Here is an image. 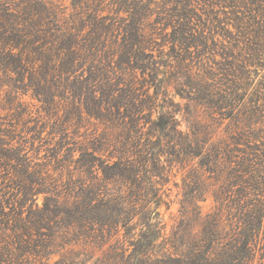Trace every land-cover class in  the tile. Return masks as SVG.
Masks as SVG:
<instances>
[{
    "label": "rangeland",
    "instance_id": "rangeland-1",
    "mask_svg": "<svg viewBox=\"0 0 264 264\" xmlns=\"http://www.w3.org/2000/svg\"><path fill=\"white\" fill-rule=\"evenodd\" d=\"M44 1L54 7L64 27L73 22L75 26L72 27L82 31L83 37L76 41L77 50L85 53L88 65L84 71L71 72L65 77L41 71L42 67L34 76L36 80H25L27 87L16 85L14 80L0 75L2 136L6 140L11 137L6 132L10 123L24 128L22 137L14 136L11 140L13 146L23 149L21 158L10 162L15 169L8 164L0 171L3 177L15 176L21 181L12 189L6 185L7 194L5 203L1 205L0 218L5 220L3 212L5 215L12 212L10 204L13 201V205L16 202L15 207L20 209V215L34 227L38 228L42 222L50 220V226H44L46 229H42L41 235L29 236L26 245L31 250H27V264H177L169 259L177 257L183 260L180 264H186L184 252H190L189 246L200 237L203 219L209 214H222L225 219L228 207H233V204L216 202L213 198L215 182L212 178L219 176L225 181L227 170L222 169L224 174L203 173L201 159L184 154V143L193 140L192 133L201 132L204 126L212 127L211 142H227L231 140V127L235 123L238 125L237 120L241 122L239 126L249 124L246 123L249 114L245 110L238 111L241 115L238 118L230 119L228 111L212 113L210 106L196 105L184 92L185 65L189 56L171 42L178 30L174 33L170 26L164 30L161 19L172 21L175 17L184 19L190 15L196 19L197 26L203 28L197 19L203 11L201 0L142 2L146 5L147 1L150 2V12L147 13L151 16L143 29L147 33L156 30L153 34V54L163 66L158 67L154 76L131 71L134 84L132 96L139 102L137 108L142 109L132 132L131 128H127L134 123L130 116L132 109L124 113L121 109V115H116L114 121H107L106 113H101L103 118L99 115L100 109L105 108L110 100L113 88L109 85L116 80L120 64L119 59L105 58L109 49L104 50L92 42L104 35L107 45L120 44L121 37L118 38V34L112 31L103 34V30L96 26L97 31L92 30L97 34L90 36L91 26L85 24L86 15L89 17L88 13L97 9L101 10L98 12L101 16L113 14L110 12L114 7L111 4L113 0ZM117 3H120L119 0ZM189 3L195 8L189 10ZM117 5L121 7V3ZM126 15L123 12L114 16ZM228 28L232 30L230 26ZM223 35H219L218 39L223 40ZM84 39L91 42H84ZM181 40L184 41V38ZM232 45L231 49L235 44ZM200 50L204 51L203 48ZM160 52L164 53L162 58ZM70 53L55 64L59 70L69 69L65 62L75 59H70ZM223 57L222 52L215 60L210 57L209 65L222 68L217 62ZM234 57L240 59L236 55ZM44 62H47L46 59ZM91 66L94 70L90 72ZM197 69L200 70L198 64L193 71L197 72ZM237 70L242 75L243 70ZM247 70L251 74L246 76L256 84L264 74V63ZM81 75L83 79L79 80ZM100 81L103 83L99 85L98 92L95 89L88 91ZM68 85L86 89L74 94L68 90ZM117 100L118 103L122 101L121 98ZM88 106H94V115L88 112ZM258 119L260 122L254 123L255 128L264 127V112L260 111ZM101 145L105 151L94 154L109 163L115 161L124 148L128 150L126 153L133 155L138 163L135 187L130 188L122 181L106 180L100 168L89 171L85 167L86 156L82 150L91 152ZM220 161L218 166L228 159ZM94 165L99 167V161H95ZM95 193H99L97 197H94ZM76 207H79V214ZM78 217L82 219V224L81 220L78 223ZM92 221H95L93 225L90 223L88 226V223L83 229L84 223ZM233 223L224 220L223 230L229 234ZM3 233L8 235L10 231ZM252 248L255 252L252 264H264V220Z\"/></svg>",
    "mask_w": 264,
    "mask_h": 264
},
{
    "label": "trees",
    "instance_id": "trees-1",
    "mask_svg": "<svg viewBox=\"0 0 264 264\" xmlns=\"http://www.w3.org/2000/svg\"><path fill=\"white\" fill-rule=\"evenodd\" d=\"M136 1L128 0L124 3L125 0H119L121 7H118L117 4L120 3L113 0L111 4L114 7L110 11L113 14L101 16L98 14L101 10L97 9V13L94 11L88 13L90 16L86 15L88 19L85 21V24L91 26L90 36L97 34L96 31L100 28L103 34L112 31L118 34V38L121 37L120 44L115 42L113 45H107L104 35L93 39L92 42L93 45L98 44V47H103L104 50L109 49L105 58L119 59L118 64H120L119 72L117 71L115 75L116 80L109 85L113 88L109 96L110 100L105 108L100 109L99 115L103 118L104 115L101 113H106L105 119L114 121L116 115H121V109L122 113L128 112L129 108L132 109L130 116L134 123L131 127L127 126L131 128V132L142 110L137 108L139 102L132 96L134 84L131 71H140L143 76L147 72L154 76L158 72V67L163 66L155 60L157 56L153 54L155 49L153 34L156 30L147 33L143 29L146 20L151 16L147 13L150 12V2L147 1L146 5L142 3L144 0ZM199 2L203 6V11L202 14L197 15V19L203 28L201 26L199 28L196 19L190 15L185 16L184 19L175 17L172 21L163 18L165 14L160 17L163 18L161 20L164 30H167L168 26L172 27L174 33L178 30L174 34L175 39L171 42L174 47L177 45L181 52L186 51L189 56L185 65L184 92L196 105L210 106L212 113L223 114V111H228L227 117L230 119L238 118L241 116L238 111L245 110L249 114L246 122L249 124L239 126L241 122L237 120L238 125L235 123L231 127L229 134L231 140L227 142H211L212 127L204 126L201 132L192 133L193 140L184 143V150L186 153L190 152L189 155L184 154L187 157L200 158L202 162L200 169L205 171L203 173L224 174L222 171L227 170L225 181L219 176L212 178L215 182L213 198L216 202L227 201L233 204V207H228L225 219L222 214H209L203 219L201 235L194 245L189 246L190 252H184V261L186 264H252L255 259L252 244L257 240L264 220V127L255 128L254 125L260 122L258 119L260 111L264 112V74L256 84L246 75L251 74V71L247 70L248 67L258 68L264 63V0H201ZM188 7L189 10L195 8L191 3ZM123 12L127 14L125 17L114 16ZM63 24L54 7L44 0H0V75L14 80L16 85L27 87L25 80H36L34 76L42 67L44 68L41 71L58 74L59 77H65L72 74L71 72L84 71L85 66L88 65L87 58L85 53L77 50L76 42L83 37L80 33L82 31L72 27L75 26L73 22H69V27L66 25L64 27ZM229 26L232 30H229ZM93 28L96 31L92 30ZM221 34H225L222 37L226 40L225 43L218 39ZM175 36H178V39ZM181 38H184V41ZM84 42L91 41L84 39ZM232 44L235 46L231 49ZM91 47L92 45L89 48ZM201 48L204 49L203 52ZM219 52L225 56L217 62L222 68H213L209 65L210 57L215 60ZM67 53H70L69 56L72 57L70 59H75L65 62L69 69L59 70V66L55 64ZM160 53L162 58L164 53ZM235 55L240 59L234 57ZM44 59L47 62H44ZM197 64L200 70L194 72ZM237 68L243 70L242 75L237 73ZM92 70L94 66L90 67V72ZM81 76L79 80L83 79V75ZM102 83L100 81L98 85L87 87L88 91L95 89L98 92ZM67 88L74 94L80 90L72 85H68ZM85 89L86 87H82L80 92ZM118 98L122 99L121 103H118ZM88 112L94 115V106H88ZM127 128L125 125V130ZM23 129L21 125L10 123V128L6 132L11 137L7 140L2 136L0 129V171L4 170V165L8 167V164L12 166L11 169H15L10 162L21 158L23 149L20 146H13L11 140L14 136L22 137ZM4 142L9 145L6 146ZM126 149L124 148L121 155L112 163L100 160L101 158L94 154L105 151L102 145L96 146L91 152L82 150L86 156L85 167L89 171L100 168L106 180L117 183L122 181L130 188L135 187L137 181L135 170L138 163L133 155L126 153L128 151ZM226 159L227 162L218 166L220 160L223 162ZM97 160L100 163L99 167L94 165ZM3 175L0 174V209L5 203L6 185L8 189H12L21 182L15 176L3 177ZM98 194L95 193L94 197ZM15 204L13 205V201L10 204L13 206L11 213L7 215L5 212L2 213L5 220L0 218L2 220L0 234L3 231H10V234L3 233V237H0V264H27L25 258L30 247L26 244L29 243V236L41 235L42 229H46L44 226H50L48 219L42 222L45 225L34 227L30 221H26L20 215V209L15 207ZM76 208L78 213L79 207ZM52 213L55 214L56 210ZM80 220L82 224V219L78 217L79 224ZM224 220L231 224L235 221L229 234L223 230ZM94 222L84 223L83 229L88 223L89 226ZM169 259H173L177 264L183 261L179 257Z\"/></svg>",
    "mask_w": 264,
    "mask_h": 264
}]
</instances>
